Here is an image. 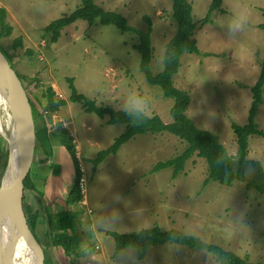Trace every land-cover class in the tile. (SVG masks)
<instances>
[{
    "label": "rangeland",
    "instance_id": "obj_1",
    "mask_svg": "<svg viewBox=\"0 0 264 264\" xmlns=\"http://www.w3.org/2000/svg\"><path fill=\"white\" fill-rule=\"evenodd\" d=\"M95 1L107 10L122 13L134 28L147 30L145 16L151 20L150 67L153 73L161 71L166 44L176 31L172 0ZM190 1L201 52L181 56L174 85L190 96L187 115L199 128L217 134L229 154L235 155L238 143L232 123L248 122L251 87L258 80L264 59V30L259 27L264 21V0H223L226 12H212V22L203 26L211 0ZM81 5L82 0H0L13 27L10 35L0 39V45L11 55L9 61L35 104V156L40 140L45 142L43 123L37 114L42 105L37 98L44 100L43 91L52 86L55 97L66 99L65 105H69L53 113L48 134L53 144L64 146L59 137L51 135L57 128H68L77 144L79 167L84 169L83 198L78 204L68 205L77 214L72 233L78 239L70 251L73 260L76 257L78 264H89L92 253L96 259L90 264H217L205 250L171 242L152 245L144 259H138L131 247L115 255V240L106 233L109 229L123 233L159 225L181 229L242 257L247 255L253 263L264 264V193L247 189L240 181L229 186L214 180L206 182L208 164L197 155L186 161L176 178L171 167L153 170L157 162L184 149L185 141L179 137L169 132L137 134L94 167L98 151L107 148L126 124H110L107 115L87 112L81 103L71 101L68 78H74L77 90L98 105L140 109L150 116L158 114L166 123L173 120L170 109L174 98L167 97L160 85L150 83L140 69L141 55L135 48L138 35L134 31H122L98 20L89 25L78 19L62 29L56 42H49L45 27ZM18 38L22 43L16 45ZM258 108L255 119L264 131V84ZM64 112L71 113L67 116L70 125L63 124L67 121ZM1 116L4 122L3 112ZM66 151L61 167L68 171L74 164ZM247 157L259 160L264 167V136L250 137ZM23 203L31 207L26 194ZM88 231H95L98 239L80 243ZM34 233L42 244L37 227Z\"/></svg>",
    "mask_w": 264,
    "mask_h": 264
},
{
    "label": "trees",
    "instance_id": "obj_2",
    "mask_svg": "<svg viewBox=\"0 0 264 264\" xmlns=\"http://www.w3.org/2000/svg\"><path fill=\"white\" fill-rule=\"evenodd\" d=\"M222 1L211 0L207 14L201 22V26L212 22V12H226L222 7ZM172 16L176 23V31L166 44L163 57V69L157 73H153L150 67L153 51L151 39L152 23L147 16L145 18L148 21V29H137L128 24L127 18L122 13L115 10H107L97 4L95 0H82L81 6L69 14L56 18L45 27V36L49 42H56L61 36L62 29L78 19L85 20L89 25L96 23L98 20L102 24H114L122 31L136 32L138 35V43L135 44V48L141 55L140 69L144 72L145 77L150 83L160 85L167 97L174 98V104L170 109L173 120L166 123L158 114L150 116L140 109L124 110L115 109L111 106L98 105L95 100L77 90L74 84V78H68L71 89L69 98L71 101L81 103L87 112L95 113L101 117L107 115V122L110 124H126L125 130L115 137L114 141L107 148L98 151L96 157L93 159L94 167L98 166L107 156L116 154L123 144L137 134L169 132L184 140L185 147L177 155L157 162L153 169L154 171L171 167L173 169L172 175L176 178L184 169L186 161L193 155H197L198 157L204 158L208 164L206 182L214 180L220 184L229 186L234 181H240L245 184L247 189H254L264 193V167L259 160L247 157L250 137L254 134L264 136V131L258 127L255 119L259 109L258 107L262 102L264 59L260 62L261 69L258 80L251 87L253 101L249 109L248 122L243 125L236 122L232 123L237 138L238 150L235 155L229 154L217 134L208 129L199 128L187 115L186 111L190 104V96L185 90L174 85L173 76L178 72L181 56L184 53H200L201 51L195 38L198 25L193 20L192 2L190 0H172ZM6 17V8L0 6V39L5 35H10L13 30V27L7 22ZM259 27L264 30V21L259 24ZM21 43V39L18 38L15 44L18 45ZM0 49L9 60H12L11 55L8 52L6 53L1 45ZM204 54L207 55L209 53ZM22 76L23 78L25 77L24 75ZM24 87L26 88V86ZM42 94L44 100L37 98L40 105H42V111L37 110V114L43 123L45 134L44 144L47 150L51 152L52 137L49 136L48 131L49 127L52 126V115L61 106L65 105L67 100L55 97L56 91L52 86H49ZM30 102L32 106L35 105L31 97ZM36 134L38 135L37 129ZM52 134L51 136L55 138L59 137V139H56L68 149L73 158L75 177L65 203L67 205L78 204L83 198V193L78 183L82 172L79 167L74 137L66 127L57 128ZM0 151V158L2 159L0 175H2L7 160V145L3 136H0ZM30 187L31 181L29 174L25 179L24 189H29ZM23 206L29 226L34 232L38 226V210H33L32 206V208L26 207L25 203H23ZM28 210L31 211V214ZM75 216H77L76 212L71 211L69 206L65 210L63 209L57 213L48 215V234L63 245L68 255L71 254L70 251H72L71 249L74 248L78 239L76 234L74 235L72 233L76 227V221H73V217ZM108 234L115 240V255L123 249L131 247L135 249L138 259H144L152 245L171 242L193 249L205 250L212 254L217 264H262L259 262L253 263L248 259L247 255L242 257L232 250L225 249L218 244L208 242L199 236L186 233L177 228L163 229L159 225H155L142 228L135 232L120 233L109 230Z\"/></svg>",
    "mask_w": 264,
    "mask_h": 264
},
{
    "label": "water",
    "instance_id": "obj_3",
    "mask_svg": "<svg viewBox=\"0 0 264 264\" xmlns=\"http://www.w3.org/2000/svg\"><path fill=\"white\" fill-rule=\"evenodd\" d=\"M0 101L3 105L7 160L0 178V264H46L44 247L31 230L23 206L24 182L36 155V123L28 93L0 49ZM23 245L27 254L18 248Z\"/></svg>",
    "mask_w": 264,
    "mask_h": 264
},
{
    "label": "crops",
    "instance_id": "obj_4",
    "mask_svg": "<svg viewBox=\"0 0 264 264\" xmlns=\"http://www.w3.org/2000/svg\"><path fill=\"white\" fill-rule=\"evenodd\" d=\"M68 106L63 105L58 111H64V109L69 108ZM64 115L67 121L63 122L69 123L67 116L71 115V113L64 112ZM62 118L58 119L61 120ZM39 146L40 149L37 151V156H35V161L30 171L31 187L25 189V194L30 199V205L33 206L34 210H38L39 219L37 228L40 230L39 236L44 247L46 262L48 264H78L77 258L75 257V260H73V256L65 252L63 245L54 238L52 240V237L48 234V215L57 213L68 206L65 200L75 177V169L74 167H70L66 171L64 167H61L63 159L67 154L65 146L53 144L52 142L51 152L47 150L44 142H41ZM37 181H39L38 184L36 183ZM108 231H106L107 234ZM86 234V237L83 235L80 239V243L87 244L86 240L89 242L91 239H98L95 231H88ZM90 255L91 261L96 259L94 254L90 253Z\"/></svg>",
    "mask_w": 264,
    "mask_h": 264
},
{
    "label": "bare ground",
    "instance_id": "obj_5",
    "mask_svg": "<svg viewBox=\"0 0 264 264\" xmlns=\"http://www.w3.org/2000/svg\"><path fill=\"white\" fill-rule=\"evenodd\" d=\"M2 112H3V105H2V103H1V101H0V129H1V131H3V132H5V125H4V122H3V120H2ZM3 215H4V211H3V207H2V205H1V203H0V225H1V223H2V220H3ZM22 249L24 250V253H28L27 252V250H26V248L21 244L20 246H19V248H18V253L19 254H22L23 252H22ZM34 264H36V263H34Z\"/></svg>",
    "mask_w": 264,
    "mask_h": 264
},
{
    "label": "built area",
    "instance_id": "obj_6",
    "mask_svg": "<svg viewBox=\"0 0 264 264\" xmlns=\"http://www.w3.org/2000/svg\"><path fill=\"white\" fill-rule=\"evenodd\" d=\"M63 124H64L65 126L67 125L66 122H64ZM80 170H81V172H83V173H82V175L80 176L78 183H79L80 190L82 191V193H84V191H85L86 180H85V177H84V169H83L82 166L80 167ZM84 202H86V201H84Z\"/></svg>",
    "mask_w": 264,
    "mask_h": 264
}]
</instances>
